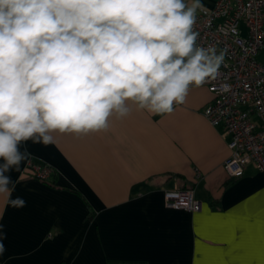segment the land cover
Here are the masks:
<instances>
[{
    "label": "crops",
    "instance_id": "1",
    "mask_svg": "<svg viewBox=\"0 0 264 264\" xmlns=\"http://www.w3.org/2000/svg\"><path fill=\"white\" fill-rule=\"evenodd\" d=\"M211 102L200 85L171 113L134 110L107 131L21 144L0 193V262L264 264V172L223 170L228 138L203 116ZM30 159L55 170L51 183L26 173ZM175 187L192 189L200 210L167 208Z\"/></svg>",
    "mask_w": 264,
    "mask_h": 264
},
{
    "label": "clouds",
    "instance_id": "2",
    "mask_svg": "<svg viewBox=\"0 0 264 264\" xmlns=\"http://www.w3.org/2000/svg\"><path fill=\"white\" fill-rule=\"evenodd\" d=\"M201 0H0V193L24 154L57 135L167 114L224 59L198 43Z\"/></svg>",
    "mask_w": 264,
    "mask_h": 264
},
{
    "label": "built area",
    "instance_id": "3",
    "mask_svg": "<svg viewBox=\"0 0 264 264\" xmlns=\"http://www.w3.org/2000/svg\"><path fill=\"white\" fill-rule=\"evenodd\" d=\"M195 30L201 47L224 53L217 74L201 85L212 94L203 116L211 126H223L228 138L222 168L231 178L241 177L248 166L264 172V64L258 60L264 49V0H217L197 11ZM26 172L42 182L55 175L51 166L31 159ZM164 204L200 210L190 188L165 191Z\"/></svg>",
    "mask_w": 264,
    "mask_h": 264
},
{
    "label": "snow or ice",
    "instance_id": "4",
    "mask_svg": "<svg viewBox=\"0 0 264 264\" xmlns=\"http://www.w3.org/2000/svg\"><path fill=\"white\" fill-rule=\"evenodd\" d=\"M15 203L19 204V203H22V201H15ZM262 239H264V225H262Z\"/></svg>",
    "mask_w": 264,
    "mask_h": 264
},
{
    "label": "trees",
    "instance_id": "5",
    "mask_svg": "<svg viewBox=\"0 0 264 264\" xmlns=\"http://www.w3.org/2000/svg\"><path fill=\"white\" fill-rule=\"evenodd\" d=\"M26 173H27V172H26ZM27 174H28V173H27ZM54 177H55V175H54L52 178L54 179ZM53 179H52V181H53ZM46 183H51V182H48V181H47Z\"/></svg>",
    "mask_w": 264,
    "mask_h": 264
}]
</instances>
